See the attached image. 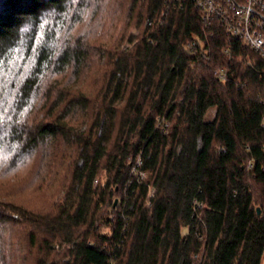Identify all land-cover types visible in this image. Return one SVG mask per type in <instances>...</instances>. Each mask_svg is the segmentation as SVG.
<instances>
[{"label": "trees", "instance_id": "trees-1", "mask_svg": "<svg viewBox=\"0 0 264 264\" xmlns=\"http://www.w3.org/2000/svg\"><path fill=\"white\" fill-rule=\"evenodd\" d=\"M224 49L191 0H0V264H261L264 61Z\"/></svg>", "mask_w": 264, "mask_h": 264}, {"label": "built area", "instance_id": "built-area-1", "mask_svg": "<svg viewBox=\"0 0 264 264\" xmlns=\"http://www.w3.org/2000/svg\"><path fill=\"white\" fill-rule=\"evenodd\" d=\"M200 12L201 21L207 25L208 29L216 26L221 29L225 36L224 53L233 50L235 44H240L243 48L258 55L264 61V0H191ZM214 33L206 34L203 39L195 38L189 45L194 47L199 45L202 49L207 46L208 38ZM249 55L247 57L248 62ZM237 59L241 60L239 55ZM220 81L226 79V69L220 68L214 71ZM261 126L264 128V114L261 118ZM142 165L139 156L132 168L133 174L144 177L145 173L139 171ZM247 168L253 169L252 162H248ZM154 190L151 189L149 196L152 197ZM149 205V203H147Z\"/></svg>", "mask_w": 264, "mask_h": 264}, {"label": "rangeland", "instance_id": "rangeland-1", "mask_svg": "<svg viewBox=\"0 0 264 264\" xmlns=\"http://www.w3.org/2000/svg\"><path fill=\"white\" fill-rule=\"evenodd\" d=\"M131 34H132V35H135V34H136V30L133 29V30L131 31ZM127 46H128V47L131 46V45H130V42L125 41L123 47L125 48V47H127ZM25 162H26V163H18V164L13 168V170L10 171V172L8 173V174H10V175H8V176H6V177H4V178H1V179H0V185H1V184L8 185V184L12 183V181H14L15 178H20V177L24 176L25 173H26V171H27L28 168H29V165H28L29 163H28L27 161H25ZM33 194H34V193H33ZM24 195H29V194L25 193ZM11 197H12V196H11Z\"/></svg>", "mask_w": 264, "mask_h": 264}, {"label": "crops", "instance_id": "crops-1", "mask_svg": "<svg viewBox=\"0 0 264 264\" xmlns=\"http://www.w3.org/2000/svg\"><path fill=\"white\" fill-rule=\"evenodd\" d=\"M261 264H264V254H263V258H262V263Z\"/></svg>", "mask_w": 264, "mask_h": 264}, {"label": "water", "instance_id": "water-1", "mask_svg": "<svg viewBox=\"0 0 264 264\" xmlns=\"http://www.w3.org/2000/svg\"><path fill=\"white\" fill-rule=\"evenodd\" d=\"M260 210H259V208H257V212H259Z\"/></svg>", "mask_w": 264, "mask_h": 264}]
</instances>
